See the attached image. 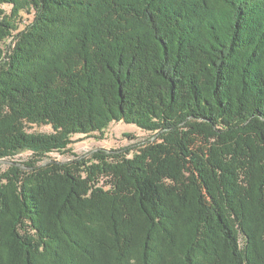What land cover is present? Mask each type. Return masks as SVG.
<instances>
[{"label": "trees", "instance_id": "16d2710c", "mask_svg": "<svg viewBox=\"0 0 264 264\" xmlns=\"http://www.w3.org/2000/svg\"><path fill=\"white\" fill-rule=\"evenodd\" d=\"M120 121L155 138L71 150ZM25 151L0 264H264V0H0V162Z\"/></svg>", "mask_w": 264, "mask_h": 264}, {"label": "rangeland", "instance_id": "374dc122", "mask_svg": "<svg viewBox=\"0 0 264 264\" xmlns=\"http://www.w3.org/2000/svg\"><path fill=\"white\" fill-rule=\"evenodd\" d=\"M7 11L11 7L6 5ZM23 24L31 20V16L27 13L22 14ZM9 43V42H8ZM31 131L51 132L52 127L48 125L33 126ZM73 143L70 145L71 150L77 154H89L90 152L102 149H132L130 156L143 143L151 141L155 138L154 133L142 130L135 124L126 123L123 121L113 122L104 132H95L90 135L76 134L73 137ZM30 151L22 152L12 158H7L0 162L3 169H7L12 162H24L32 158ZM74 158L71 153L51 152L42 158V162H47L51 159L66 161ZM41 162V163H42Z\"/></svg>", "mask_w": 264, "mask_h": 264}]
</instances>
